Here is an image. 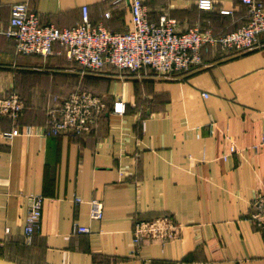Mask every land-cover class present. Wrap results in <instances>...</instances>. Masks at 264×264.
Returning a JSON list of instances; mask_svg holds the SVG:
<instances>
[{
    "label": "crops",
    "instance_id": "1",
    "mask_svg": "<svg viewBox=\"0 0 264 264\" xmlns=\"http://www.w3.org/2000/svg\"><path fill=\"white\" fill-rule=\"evenodd\" d=\"M17 3L60 29L81 23L84 8L93 26L119 33L132 24L128 0H0V99L18 95L26 105L18 125L35 130L7 139L2 134L16 123L0 118V259L264 264V233L249 220L264 192V35L260 48L240 55L204 50L203 65L184 76L135 75L112 66L83 73L59 45L47 58L18 53L16 40L2 34ZM144 4L151 22L166 15L181 31L209 28L219 37L247 22L239 2L215 0L211 12L189 0ZM76 90L106 101L97 128L45 137L48 109ZM117 102L125 113H113ZM38 194L45 198L41 227L28 244L29 197ZM96 199L104 204L101 221L91 218ZM160 217L181 225V235L144 240L132 255L135 224ZM75 223L91 232L74 233Z\"/></svg>",
    "mask_w": 264,
    "mask_h": 264
},
{
    "label": "built area",
    "instance_id": "2",
    "mask_svg": "<svg viewBox=\"0 0 264 264\" xmlns=\"http://www.w3.org/2000/svg\"><path fill=\"white\" fill-rule=\"evenodd\" d=\"M131 7L132 24L125 32L115 33L102 24L93 26L87 8L83 9L81 23L72 28L60 29L55 25H43L38 15L31 13L27 3L12 6L8 28L2 32L16 40L17 51L23 55L37 54L47 58L55 45H59L68 59L75 61L83 73H101L108 66L131 74H153L165 78L184 76L194 68L202 66V53L212 49L228 55H240L262 46L264 35V0L240 1L247 7L249 22L237 31L216 37L209 28L179 29L177 20L163 15L158 23L149 19L144 0H128ZM202 11H213L215 0H189ZM229 15L230 10H221ZM207 97V94H204ZM57 100V98L55 99ZM106 101L88 91L76 90L57 105L48 109L49 123L43 129L45 137L75 136L89 134L98 126L106 111ZM25 103L18 95L0 99V118L7 117L16 125L3 137L33 136L31 125L21 128L19 119L24 115ZM113 113H125V105L114 104ZM236 147L230 148L235 153ZM223 158H227L225 155ZM80 201V199H77ZM44 196L31 195L24 225V236L31 244L33 236L40 230L43 216ZM91 218L104 219V204L92 200ZM249 220L264 233V192L255 200ZM74 233L89 234L90 228L74 224ZM182 226L169 217L137 222L134 227L132 255L139 254L144 240L167 241L178 238Z\"/></svg>",
    "mask_w": 264,
    "mask_h": 264
},
{
    "label": "trees",
    "instance_id": "3",
    "mask_svg": "<svg viewBox=\"0 0 264 264\" xmlns=\"http://www.w3.org/2000/svg\"><path fill=\"white\" fill-rule=\"evenodd\" d=\"M235 2H239L243 7H245V13H246V15H247V22H246V24L245 25H247L248 24V22H249V18H248V10H247V7L245 6V5H243L240 1H235ZM247 10V11H246ZM202 11V10H201ZM204 12H207V11H204ZM211 12V11H210ZM231 14H232V12H231ZM224 15V14H223ZM230 15V14H229ZM244 25V26H245ZM239 29V28H238ZM238 29H236L235 31H237ZM234 32V31H233ZM231 33V32H230ZM105 70V69H104ZM98 74H100V73H98ZM58 99V98H57ZM64 100V99H63ZM25 109H26V105H25ZM24 115H25V113H24ZM24 115H23V117H24ZM48 122H49V118H48ZM94 131V130H93ZM92 133V132H91ZM81 135V134H80ZM76 136V135H75Z\"/></svg>",
    "mask_w": 264,
    "mask_h": 264
},
{
    "label": "water",
    "instance_id": "4",
    "mask_svg": "<svg viewBox=\"0 0 264 264\" xmlns=\"http://www.w3.org/2000/svg\"><path fill=\"white\" fill-rule=\"evenodd\" d=\"M0 264H15V263H11V262L5 261L3 259H0Z\"/></svg>",
    "mask_w": 264,
    "mask_h": 264
}]
</instances>
